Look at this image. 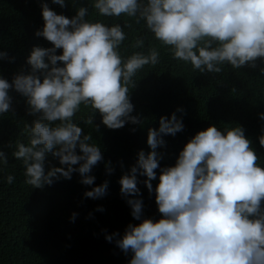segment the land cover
<instances>
[{
    "label": "clouds",
    "instance_id": "9594fccd",
    "mask_svg": "<svg viewBox=\"0 0 264 264\" xmlns=\"http://www.w3.org/2000/svg\"><path fill=\"white\" fill-rule=\"evenodd\" d=\"M52 2L65 7V0ZM92 7L102 17L143 21L171 58L190 64L193 71L219 74L224 65L256 68L258 59L264 61V0H94ZM41 9L44 24L35 35L52 47H34L27 58L30 71L21 69L11 82L0 76V115L14 111L10 92L15 91L26 98L28 114L38 117L21 133L27 134L28 144L16 141L11 155L22 162L24 183L32 188L71 180L78 173L82 185L92 186L84 197L100 199L107 195L109 181L93 186L91 173L104 156L80 124L99 132L97 112L112 130L141 124V117L132 115L130 89L140 70L160 63L161 52L149 46L147 54L135 51L124 58L120 48L130 23L92 22L83 6L71 19L48 3ZM131 46L144 48V38H136ZM58 49L62 54H56ZM6 56L0 52V59ZM260 72L264 74V68ZM82 105L89 111L77 123L74 116ZM258 115L264 120V112ZM183 130L176 113L161 116L158 130H148L151 151H139L135 165L121 176V195L131 216L141 222L129 224L115 239L116 246L126 255L132 253L129 264H264V168L245 130L236 126L222 132L209 126L186 143L175 166L160 168L162 157L156 149L165 146L162 137ZM259 144L264 147V135ZM49 153L60 166L46 172ZM7 164L8 156L0 151V165ZM105 168L109 175L114 171L111 161ZM158 168L155 201L162 218L142 219L137 177H147L144 184L152 193ZM6 182L13 184L15 175H7ZM77 215L73 212L70 221ZM118 235H106V240L113 242Z\"/></svg>",
    "mask_w": 264,
    "mask_h": 264
},
{
    "label": "trees",
    "instance_id": "16d2710c",
    "mask_svg": "<svg viewBox=\"0 0 264 264\" xmlns=\"http://www.w3.org/2000/svg\"><path fill=\"white\" fill-rule=\"evenodd\" d=\"M42 3H48L57 14L69 19L83 6L89 10L86 19L92 22L100 20L109 26L130 23L131 28H124L127 39L121 45V55L127 58L135 51L147 54L149 46H156L161 52L160 63L140 70L130 89L134 105L132 115H139L141 124H126L112 130L102 124L98 112L94 123L100 125L99 132L80 124L85 134L91 133L92 142L100 146L104 156L92 170L91 174L96 178L93 186L109 181L107 195L95 200L84 197V192L92 186L82 185L78 173H73L71 180L61 179L43 188H32L24 183L22 162L11 153L15 151L16 141L28 144L27 134L21 133L25 124L32 126L38 117L28 114L25 97L10 92L14 111L0 115V151L8 156V164L0 165V264H129L132 253H123L115 239L123 236L129 224L137 225L141 221L131 216V208L121 195L119 180L135 165L139 151L146 154L151 151L147 144L148 130H158L161 116L170 118L176 113L184 130L175 136L162 137L165 146L156 149L162 157L160 168L175 166L186 143L209 126H216L222 132L226 128L243 127L259 157L258 163L264 168V147L259 144V137L264 135V120L258 115L264 112V74L260 72L264 61L258 59L256 68L232 69L230 65H224L222 73H200L193 71L190 64L173 60L147 31L143 21L136 24L134 19L126 16H99L92 7L94 0H75V6L73 0H65V7L52 0H0V52L7 53L0 59V76L9 82L21 69L30 71L27 58L34 47H52L49 41L35 35L44 24ZM138 37L144 38L142 49L131 46ZM56 54H62V50L58 49ZM177 109H183V112ZM88 111L82 105L74 121L80 123V117ZM108 161L114 168L110 175L105 168ZM53 166L60 165L49 153L45 171ZM160 168L155 170L157 178L151 181L152 193L144 184L147 177H137L139 198L144 204L142 219L158 221L162 218L155 201ZM9 174L15 175L11 185L6 182ZM98 207L104 211H97ZM73 212L78 215L71 222ZM113 233L119 235L113 242H108L106 235Z\"/></svg>",
    "mask_w": 264,
    "mask_h": 264
}]
</instances>
